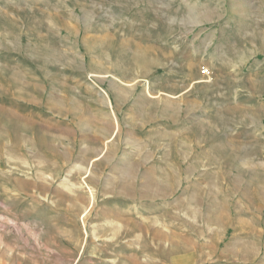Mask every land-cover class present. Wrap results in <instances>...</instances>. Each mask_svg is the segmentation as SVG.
<instances>
[{
    "label": "rangeland",
    "instance_id": "1",
    "mask_svg": "<svg viewBox=\"0 0 264 264\" xmlns=\"http://www.w3.org/2000/svg\"><path fill=\"white\" fill-rule=\"evenodd\" d=\"M0 264H264V0H0Z\"/></svg>",
    "mask_w": 264,
    "mask_h": 264
},
{
    "label": "built area",
    "instance_id": "2",
    "mask_svg": "<svg viewBox=\"0 0 264 264\" xmlns=\"http://www.w3.org/2000/svg\"><path fill=\"white\" fill-rule=\"evenodd\" d=\"M202 73H203V74H206L207 72H206V70H205V69H203V70H202Z\"/></svg>",
    "mask_w": 264,
    "mask_h": 264
}]
</instances>
